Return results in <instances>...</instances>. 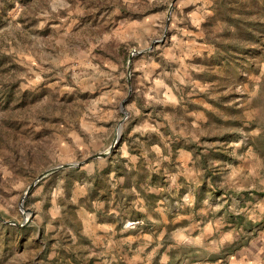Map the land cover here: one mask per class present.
<instances>
[{
  "label": "rangeland",
  "instance_id": "1",
  "mask_svg": "<svg viewBox=\"0 0 264 264\" xmlns=\"http://www.w3.org/2000/svg\"><path fill=\"white\" fill-rule=\"evenodd\" d=\"M0 264H264V0H0Z\"/></svg>",
  "mask_w": 264,
  "mask_h": 264
},
{
  "label": "water",
  "instance_id": "2",
  "mask_svg": "<svg viewBox=\"0 0 264 264\" xmlns=\"http://www.w3.org/2000/svg\"><path fill=\"white\" fill-rule=\"evenodd\" d=\"M59 168H62V167H59ZM57 169H58V168H57ZM53 170H55V169H53ZM53 170H49V171H47V172L44 173L43 175L39 176L37 180H40V179L43 178L45 175L51 173Z\"/></svg>",
  "mask_w": 264,
  "mask_h": 264
}]
</instances>
